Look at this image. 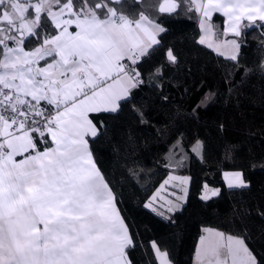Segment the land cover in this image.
<instances>
[{
  "label": "snow or ice",
  "instance_id": "6c2138e0",
  "mask_svg": "<svg viewBox=\"0 0 264 264\" xmlns=\"http://www.w3.org/2000/svg\"><path fill=\"white\" fill-rule=\"evenodd\" d=\"M116 3L0 0V264H131L133 238L86 138L98 135L89 114L120 109L143 83L136 66L165 29L143 14L135 21L118 15ZM178 7L163 0L159 11ZM193 8L205 33L199 43L233 61L235 39H206L215 35L213 13L226 18L224 35L239 37L245 20L244 27L264 22V0H189ZM166 57L176 61L171 50ZM225 178L230 188L246 186L242 173ZM166 204L169 212L177 207ZM206 231L198 264H257L243 239Z\"/></svg>",
  "mask_w": 264,
  "mask_h": 264
},
{
  "label": "trees",
  "instance_id": "16d2710c",
  "mask_svg": "<svg viewBox=\"0 0 264 264\" xmlns=\"http://www.w3.org/2000/svg\"><path fill=\"white\" fill-rule=\"evenodd\" d=\"M161 1L113 5L165 31L136 66L143 83L116 113L91 115L99 132L90 148L134 241L128 258L159 264L155 243L172 264H193L205 228H212L243 239L264 264V22H242L233 61L199 43V15L189 0H176L180 8L171 16L159 12ZM223 21L219 14L212 20L218 36ZM197 141L201 157L192 151ZM170 172L190 177L188 196L180 209L159 215L146 205ZM224 172L242 173L246 186L228 187Z\"/></svg>",
  "mask_w": 264,
  "mask_h": 264
},
{
  "label": "rangeland",
  "instance_id": "374dc122",
  "mask_svg": "<svg viewBox=\"0 0 264 264\" xmlns=\"http://www.w3.org/2000/svg\"><path fill=\"white\" fill-rule=\"evenodd\" d=\"M198 142H199V147L197 148ZM192 151L197 157H201V155H202V143H201V141H197L195 143V145L192 148ZM172 177L187 178V183L181 185L180 180L171 179ZM165 181H168V183L165 184ZM189 183H190V177L188 175H181V174H176L174 172H170L168 174V176L165 178V180L160 184V186L156 189V191L152 195V197H153L154 195H157V193H159V195H157V199L155 201H152V197L150 198V201L148 202V204L151 202L152 207H148V208H150L152 210H153V208H155V209H157V211H155L156 213H158L159 215H165L164 212L168 211L167 210L168 205L166 204V201H172L174 205H177V207L174 209V211L180 209L182 207L183 203L187 199L188 190H189ZM162 185H163V188L161 187ZM184 190H186V196H185ZM173 193H175V195H173ZM179 196H184V199H177V197H179ZM161 197H163L164 199H161ZM174 211H172V212H174ZM207 229H212V228H205V230H207ZM212 230L220 232V231L215 230V229H212ZM208 235H209V233L207 231H205V236H208ZM225 236H229V235H225ZM196 264H198V257L196 258Z\"/></svg>",
  "mask_w": 264,
  "mask_h": 264
},
{
  "label": "crops",
  "instance_id": "0c3cea01",
  "mask_svg": "<svg viewBox=\"0 0 264 264\" xmlns=\"http://www.w3.org/2000/svg\"><path fill=\"white\" fill-rule=\"evenodd\" d=\"M118 13V12H117ZM198 13V12H197ZM120 13H118V15H119ZM216 14H219V15H221L222 17H223V19H224V21H223V24H224V26H223V29H222V31H221V34L218 36V34H216V31H215V29H214V27H213V32L215 33V35L214 36H211V37H206V39L209 41V42H215V43H220V42H222V41H224V40H233V39H235L236 41H237V39H236V36H234L232 33H228L227 35H224V28L226 27V24H225V20H226V18L222 15V14H220V13H213V16H212V20H213V18H214V16L216 15ZM144 15V14H143ZM198 15H199V21H198V26H199V29H200V38L202 37V36H205V33H204V31L201 29V27H200V21H201V18H202V16H201V13H198ZM144 16H146V15H144ZM150 21H152V22H154V23H157V22H155V21H153L152 19H150L148 16H146ZM140 18V15L137 17V18H135L133 21H135V20H138ZM130 19V18H129ZM132 20V19H131ZM212 20H211V24L213 25V23H212ZM246 21V20H245ZM247 22V21H246ZM158 24V23H157ZM161 26V25H160ZM162 27V26H161ZM164 28V27H163ZM163 33V32H162ZM162 33H158L157 34V39H159V36L162 34ZM238 43V42H237ZM203 45H205V46H207L208 47V43H205V44H203ZM156 45H154L153 47H155ZM152 47V48H153ZM151 48V49H152ZM210 48V47H209ZM151 49H149L148 50V52L151 50ZM212 51H214L216 54H218V55H220V56H222V57H225V58H227V59H229L228 58V55L227 54H225V55H221L219 52H217L216 50H215V48L213 47V48H210ZM222 51H225V53H227L228 52V50L227 49H223ZM237 55H238V52H237ZM143 58V57H142ZM141 58V59H142ZM140 62V61H139ZM130 97V96H129ZM128 97V98H129ZM127 98V99H128ZM123 102V101H122ZM106 113H108V112H106ZM92 114H95V113H90L89 114V117L91 118V115ZM92 119V118H91ZM98 128V127H97ZM98 132H99V130H98ZM87 139H88V141H90V139H92V138H94V137H86ZM89 148H90V145H89ZM90 151L92 152V150H91V148H90ZM92 156H93V153H92ZM18 159H19V157H18ZM93 159H94V156H93ZM94 161H95V159H94ZM96 163V162H95ZM96 166H97V164H96ZM97 168H98V166H97ZM99 169V168H98ZM100 170V169H99ZM101 172V171H100ZM226 173H236V172H224L223 173V179H224V181H225V183H226V185L228 186V180L225 178V174ZM240 173V172H239ZM106 180V179H105ZM107 182V181H106ZM246 184V183H245ZM229 187V186H228ZM232 188H235V187H232ZM114 194V193H113ZM116 198V197H115ZM116 207H117V204H116ZM117 209H118V207H117ZM118 211H119V209H118ZM119 213H120V211H119ZM120 215H121V213H120ZM121 217H122V215H121ZM123 218V217H122ZM124 219V218H123ZM126 224V223H125ZM205 231L206 230H204V232H203V234H202V236L201 237H204L205 236ZM225 237H227V236H225ZM200 240H201V238H200ZM200 240H199V242H198V246H197V249H196V252H195V255H194V261H193V264H196V258H197V251H198V249H199V247H200ZM157 246V245H156ZM157 248L160 250V252L161 253H166V251H164V250H161L158 246H157ZM153 250H154V253H155V255H156V258H157V261H158V263L160 264V260H159V258L157 257V254H156V249H154L153 248ZM167 254V253H166ZM221 254H222V257L223 256H226L227 255V253H226V249H222L221 250ZM167 261H168V264H172L171 263V261L169 260V258H168V255H167Z\"/></svg>",
  "mask_w": 264,
  "mask_h": 264
},
{
  "label": "water",
  "instance_id": "95a60500",
  "mask_svg": "<svg viewBox=\"0 0 264 264\" xmlns=\"http://www.w3.org/2000/svg\"><path fill=\"white\" fill-rule=\"evenodd\" d=\"M124 0H119V3H116V4H120L121 2H123ZM136 2H142L143 0H135ZM163 3V1L160 2V4ZM176 3L179 5V7L177 8V11L175 13H162L164 15H167V16H171V15H174L176 14L178 11H179V8H180V4L178 1H176ZM159 4V5H160ZM158 10H159V6H158ZM160 12V11H159ZM161 13V12H160Z\"/></svg>",
  "mask_w": 264,
  "mask_h": 264
},
{
  "label": "built area",
  "instance_id": "2783aa9c",
  "mask_svg": "<svg viewBox=\"0 0 264 264\" xmlns=\"http://www.w3.org/2000/svg\"><path fill=\"white\" fill-rule=\"evenodd\" d=\"M141 61V60H140Z\"/></svg>",
  "mask_w": 264,
  "mask_h": 264
}]
</instances>
